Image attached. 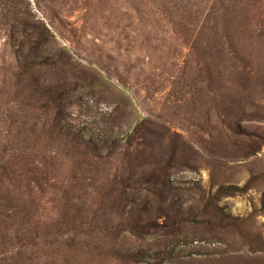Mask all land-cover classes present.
I'll list each match as a JSON object with an SVG mask.
<instances>
[{"label":"rangeland","instance_id":"374dc122","mask_svg":"<svg viewBox=\"0 0 264 264\" xmlns=\"http://www.w3.org/2000/svg\"><path fill=\"white\" fill-rule=\"evenodd\" d=\"M18 109L35 149L12 195L44 170L74 206L33 188L4 251L264 264V0H0V120Z\"/></svg>","mask_w":264,"mask_h":264},{"label":"trees","instance_id":"16d2710c","mask_svg":"<svg viewBox=\"0 0 264 264\" xmlns=\"http://www.w3.org/2000/svg\"><path fill=\"white\" fill-rule=\"evenodd\" d=\"M27 105L29 104H26V106ZM18 111H20V114L14 111L15 113L11 112L9 114V117L7 116L6 118H2L0 120L1 122L6 124V127L2 129V131L5 132V139L12 138V144H9L4 140L0 141V218L4 217V220L0 221V227H3L5 229L2 230V228H0V232L1 234L3 233V231L6 232V234H3L0 237V264H25V258L23 257H26V255L24 251L20 250L16 254L12 255L11 252L9 253V251H4L2 247V240L5 242L7 234L12 236V232H14L15 235L13 237L15 238H18L20 236L19 233H24L27 236V238H25L26 240L31 239V237L27 233L20 232L19 229L30 230L31 225L29 223L32 221V219H35V216L38 215L37 210H39L40 206L38 203H36V197H34L36 194L33 192V188L44 192L47 190V187L45 186L46 184L53 189L51 191L53 195L52 200H57L65 210L72 208V205L74 206V199L67 198V195L71 192V190L69 188H59L61 186H57L56 183H49L50 174L44 170L40 171L39 175H35L34 173V176L30 180V182L25 184V186L29 188V190H27L25 194L30 198L24 200L22 196H18L17 194L12 195L13 191L11 189L15 190L17 188H20V184H18V181H15L14 178L11 177L12 171L10 169L9 160L12 158H21L23 160H28L30 159L29 154L34 155L33 149H35L29 146V143H31V138L27 135V132L34 134V126L31 125L29 127H23L19 131L17 130L18 124H21L23 122V118L21 115L25 116L24 112L26 111V109H18ZM19 137H22L21 143L15 146ZM34 143L37 144L36 139H34ZM28 147H30V150L29 153H26ZM40 156L43 160L47 159V155L41 154ZM38 161L42 162L40 160ZM70 187H74V185H71ZM59 192L63 193L62 195H60L62 198H64L61 201H59V198H56ZM70 201H72V204H69ZM15 222L17 223L16 228H14L13 226ZM36 222L37 224L40 223V221L37 219Z\"/></svg>","mask_w":264,"mask_h":264}]
</instances>
